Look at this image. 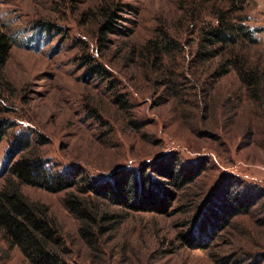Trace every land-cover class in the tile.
Listing matches in <instances>:
<instances>
[{"label":"rangeland","instance_id":"1","mask_svg":"<svg viewBox=\"0 0 264 264\" xmlns=\"http://www.w3.org/2000/svg\"><path fill=\"white\" fill-rule=\"evenodd\" d=\"M177 3L0 0V29L11 39L1 69L0 184L19 133L28 135L45 170L67 171L77 184L108 183L125 173L141 182L144 169L164 179L145 165L170 154L201 168L183 189L170 187L175 197L165 210L115 203L108 207L113 216L89 235L64 207V190L20 185L29 200L47 206L67 264H264V104L246 99L233 69L214 73L216 58L193 63L196 27ZM245 7L264 62V0ZM165 34L175 47L158 60L144 45ZM91 63L103 73L90 72ZM225 187L254 192L246 211L223 225L208 216L198 230L205 215L219 212ZM187 230L198 247L184 243ZM0 264H26L1 237Z\"/></svg>","mask_w":264,"mask_h":264},{"label":"trees","instance_id":"2","mask_svg":"<svg viewBox=\"0 0 264 264\" xmlns=\"http://www.w3.org/2000/svg\"><path fill=\"white\" fill-rule=\"evenodd\" d=\"M177 2L186 14H190L189 19L196 27V42L191 57L193 63L202 64L205 60L216 58L212 71L216 74L219 71L220 76L233 69L239 82L244 85L246 99L258 106L263 105L264 92L259 91L260 88L264 89V62L261 61L263 52L257 48L256 38L253 36V30L256 28L244 22L243 11L248 0ZM109 20L103 19L100 27H107ZM172 41L165 34L158 42L149 40L144 49L153 51L151 53L159 60L163 51L175 47ZM10 46V37L0 29V91L5 86L1 69ZM87 68L93 73H103L101 64L91 63ZM199 97H204L203 92ZM114 99L119 101L118 95ZM1 135L0 131V137ZM15 138L16 141L12 142L7 150L8 157L14 155V159L8 163V174L0 184V237L19 248L26 258V264L67 262L62 256L60 230L50 216L47 206L29 200L20 190V185L28 184L53 192L64 190V207L79 221V231L89 235L97 222L113 216L108 207L115 203H124L128 207L141 210H165L169 207L170 199L175 197L170 187L183 189L201 171L197 164L179 163L176 156L170 154L158 164L145 165V168L149 167L148 170L165 177L164 179L149 175L143 168V174L141 172L139 175L141 182L139 178L135 179L131 174L125 173V176L113 177L108 183L94 184L86 180L77 184L75 176L67 171L45 170L43 161L39 158L38 151L31 146L27 134L19 133ZM232 181L233 176L228 174L227 186L230 187ZM228 188L225 187L221 191L219 199L222 204L219 203V212L210 211L203 220H198V230L202 231L205 225L208 226V216L212 221L215 220V223L219 216V224L223 225L225 219L246 211L249 204H245L250 203L254 192L241 193L242 189L232 192ZM99 196L108 202H98L96 198ZM189 233L187 230L183 234L184 243L198 247L196 239L192 240ZM192 235L194 236L193 232Z\"/></svg>","mask_w":264,"mask_h":264}]
</instances>
